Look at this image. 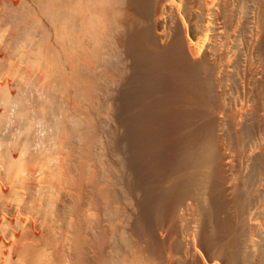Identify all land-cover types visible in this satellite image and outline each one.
<instances>
[{"label": "bare ground", "instance_id": "bare-ground-1", "mask_svg": "<svg viewBox=\"0 0 264 264\" xmlns=\"http://www.w3.org/2000/svg\"><path fill=\"white\" fill-rule=\"evenodd\" d=\"M0 264H264V0H0Z\"/></svg>", "mask_w": 264, "mask_h": 264}, {"label": "rangeland", "instance_id": "rangeland-1", "mask_svg": "<svg viewBox=\"0 0 264 264\" xmlns=\"http://www.w3.org/2000/svg\"><path fill=\"white\" fill-rule=\"evenodd\" d=\"M134 96H135V94L130 88H127V89H124L123 91H121V101L119 102L120 103L118 106L119 108H117L118 111L115 112L114 117H112V119H111V121H112L111 123H113L114 125L111 123L109 124V126L111 125L110 126V128H111L110 129V132H111L110 135H112L111 136L112 138L115 136L113 138V141H114V143H117V145H118L117 148H120V149H117V155L122 156V157L118 156L120 158L121 162H125V164L123 163L124 167L121 171L124 170L125 172L124 171L123 172L126 173V170L133 168L131 170H128L126 173L127 175L130 174V175H128L130 177L133 175L132 176L133 178L137 175L136 173H138V174L140 173L139 171H141V168H142L141 167L142 165L140 163H138L139 164V166H138V164H137L138 159L136 158L137 155H135L136 154V150H135V148H136V139H135L136 135L135 134H136L137 129L135 126L136 123H134L135 118H133V112H134V109H133L134 101H133V99H135ZM134 117H135V115H134ZM115 119H118L117 120L118 122L115 121ZM114 122H116L117 125H119V126H117ZM112 125H113V127H112ZM119 127H120L121 132L119 130ZM113 129H115V130H113ZM116 131H118V132H116ZM113 133L115 134L114 136H113ZM119 133H121V134H119ZM118 135H119V138H118ZM134 152H135V154H134ZM132 155H134L133 156L134 158L132 157ZM124 157H126V158H124ZM130 160L133 161V163L135 162V164H133ZM126 162H127V164H126ZM132 164H133V166H132ZM136 164L138 167L135 166ZM127 166H128V168H127ZM135 168H136V171L134 173ZM138 168H140V170H137ZM132 173H134L135 175Z\"/></svg>", "mask_w": 264, "mask_h": 264}]
</instances>
